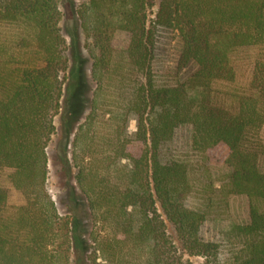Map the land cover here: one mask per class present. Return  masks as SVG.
I'll list each match as a JSON object with an SVG mask.
<instances>
[{"label":"trees","instance_id":"16d2710c","mask_svg":"<svg viewBox=\"0 0 264 264\" xmlns=\"http://www.w3.org/2000/svg\"><path fill=\"white\" fill-rule=\"evenodd\" d=\"M62 11L74 17L62 19L63 29ZM1 23L33 33L0 34V172L13 169L9 181L21 196L11 202L0 185V264H264V0H0ZM157 26L177 31L178 66L191 67L173 84L153 79ZM80 47L96 88L72 134L68 101L83 78ZM118 49L143 77L129 105L135 129L126 134L120 125L100 150L99 88ZM239 49L255 51L244 85L234 84ZM180 124L191 126L194 150L216 151L230 167L218 187L199 191L200 207L188 203L186 165L163 155ZM49 158L61 162L71 189L64 210L48 190ZM230 194L247 197V222L205 239L200 227L224 211ZM78 209L89 225L83 237Z\"/></svg>","mask_w":264,"mask_h":264},{"label":"rangeland","instance_id":"374dc122","mask_svg":"<svg viewBox=\"0 0 264 264\" xmlns=\"http://www.w3.org/2000/svg\"><path fill=\"white\" fill-rule=\"evenodd\" d=\"M84 1L86 0H72L74 6ZM155 10L156 6L147 10L148 19L154 17ZM64 18L71 23L74 20L73 15L64 14L62 11V18L59 22L62 29V19ZM13 32L20 35H31L33 29L24 25L15 27L2 23L0 24V34H2V36L12 35L9 38H14L15 34H13ZM122 37L123 33H116L115 38L117 41L121 40ZM65 40L69 43L68 35H65ZM180 49L181 41L175 29L164 26L156 27L151 63L153 79L156 84H173L191 71L190 66L185 69L179 68L178 57ZM81 51L85 61L83 67H80L79 70L83 78L81 83L76 87L74 95L69 96L68 101L69 120H71V123L74 125L72 134L77 124L82 122L85 115L88 113L93 90L96 88L94 77L90 69V59L82 48ZM254 53L255 51L253 49H239L232 54L231 60L236 72L234 84L244 85L247 83ZM30 56L31 55H29V57ZM68 75L66 71L64 76L66 81ZM141 81H143L142 75L129 65L125 53L120 49L116 50L112 55L108 71L103 74L101 87L99 88L98 111L101 114L99 119L106 122L100 125L96 123L95 125L98 131H93L94 135H96V137L93 138L94 147H98L100 150L103 148L105 149L111 142L110 140L115 137V129L118 127L120 129V125L123 127L124 133L126 134H130L135 129V121L132 118L133 114L129 111V105L133 97L135 86L138 82L141 83ZM121 117H123L122 121L120 120ZM54 124L58 129L59 116L54 118ZM90 135L92 137L91 133ZM258 136L260 142L264 145V124L260 127ZM54 145L55 135L52 137L47 147L49 154L54 152ZM108 152L109 155H113L110 150ZM163 153L166 158H173L186 165L188 181L192 188L187 198L190 206L200 207L202 198L199 195V191L207 190L210 186L218 187L220 183L225 180L226 174L230 171V167L218 159L216 151L207 150L199 153L191 147V126L189 124H180L174 129L171 139L167 141L163 147ZM67 158L69 159V153H67ZM60 163L59 160L48 159L47 186L50 194L57 202V207L60 210H64L69 198H67V196L71 189L68 188L66 175ZM258 166L264 171V150L259 156ZM12 170V168L7 167L0 172V185L8 189L11 202L19 203L21 201V196L11 186L9 181ZM69 180L72 184H75L72 178ZM72 197L76 199L75 204L76 207H78V204L81 203V198L76 192L72 194ZM77 211L78 215L82 218L80 222L81 226L78 230L82 232L81 234L83 237V233L86 236L89 225L86 222L83 209H78ZM247 220V197L244 194H230L227 198V205L224 211H222L220 215L210 214L208 219L200 227V234L205 239L219 240L230 224L245 223ZM191 259L194 260L195 257H191ZM93 264L101 263L97 260Z\"/></svg>","mask_w":264,"mask_h":264}]
</instances>
